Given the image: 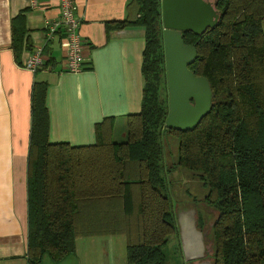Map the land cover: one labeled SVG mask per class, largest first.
I'll return each mask as SVG.
<instances>
[{
  "label": "trees",
  "instance_id": "obj_1",
  "mask_svg": "<svg viewBox=\"0 0 264 264\" xmlns=\"http://www.w3.org/2000/svg\"><path fill=\"white\" fill-rule=\"evenodd\" d=\"M215 9V27L183 34L198 51L190 70L207 78L214 94L211 112L192 131L166 127L162 0H130L125 20L105 23L107 33L141 27L146 34L142 108L126 119L127 140L113 141L115 119L106 118L95 126L93 145L51 143L47 84H33L28 264L60 262L75 254L77 238L104 236H125L127 264H169V238L180 235L170 176L179 169L208 189L203 207L213 211L212 264H264V0H216ZM12 29L15 51L23 31L16 32L15 20ZM171 138L177 158L169 167Z\"/></svg>",
  "mask_w": 264,
  "mask_h": 264
},
{
  "label": "crops",
  "instance_id": "obj_2",
  "mask_svg": "<svg viewBox=\"0 0 264 264\" xmlns=\"http://www.w3.org/2000/svg\"><path fill=\"white\" fill-rule=\"evenodd\" d=\"M74 1L84 45L83 64L81 71L68 73L62 69V30L46 43L48 27L59 21L58 0H37L35 8L29 0H0V264H28L26 172L33 84H47L51 143L93 145L95 126L104 119L114 118L115 129L128 116L141 112L145 30L128 27L107 33L105 29L106 22L127 18L130 0ZM14 20L16 32L23 31L22 44L15 43V51ZM37 50L51 64L31 73L25 64ZM181 220L186 221L185 232L192 230L189 234L204 256L190 263L212 264L207 257L213 256V243L199 228L198 217L192 222L180 217V234ZM114 237L118 238H77L74 255L57 263L44 258L41 264H105L108 248L102 243ZM97 239L102 242V253Z\"/></svg>",
  "mask_w": 264,
  "mask_h": 264
},
{
  "label": "water",
  "instance_id": "obj_3",
  "mask_svg": "<svg viewBox=\"0 0 264 264\" xmlns=\"http://www.w3.org/2000/svg\"><path fill=\"white\" fill-rule=\"evenodd\" d=\"M219 18L215 4L207 0H162L170 108L166 121L168 129L192 131L211 112L214 98L211 84L207 78L197 77L190 70L198 58V51L185 44L183 34L190 31L201 35L215 27ZM185 222L181 220V226ZM190 231L183 246L187 263L204 258L198 248L200 244L194 243Z\"/></svg>",
  "mask_w": 264,
  "mask_h": 264
},
{
  "label": "rangeland",
  "instance_id": "obj_4",
  "mask_svg": "<svg viewBox=\"0 0 264 264\" xmlns=\"http://www.w3.org/2000/svg\"><path fill=\"white\" fill-rule=\"evenodd\" d=\"M112 139L114 142H122L127 140L126 121L115 126ZM170 141V145L166 148V163L167 166L169 165V167H172L177 158V143L176 141H173V138H171ZM170 185V193L173 204L176 208V211L179 212L177 214L178 220H180V217H185L186 220L192 222L198 216L199 218H205L206 225L201 226L200 223L199 228L202 229L201 231L204 233L207 232V238H210L212 226V220L210 219L213 218L211 217L209 219V217L213 211L209 208L203 207V200L208 192V189L204 185L203 181L194 174L186 170L179 169L173 173L172 176H170ZM187 234L188 233L182 229L180 235L171 236L169 238L168 246L165 249L169 264H187L183 251V246L185 243H187ZM121 237L124 236H118V238L114 237L112 239L106 240V245L105 242L102 243L99 239L96 240L98 245L102 243L104 246H106V248H108L107 255L104 259L105 264H127V241L126 238ZM102 244L99 245L100 253L103 252ZM210 258L212 259L211 256H208V259ZM99 260H103L101 254L99 255Z\"/></svg>",
  "mask_w": 264,
  "mask_h": 264
},
{
  "label": "built area",
  "instance_id": "obj_5",
  "mask_svg": "<svg viewBox=\"0 0 264 264\" xmlns=\"http://www.w3.org/2000/svg\"><path fill=\"white\" fill-rule=\"evenodd\" d=\"M32 8L37 6V0H29ZM60 17L59 21L48 27L46 43L53 39L55 32L60 28L63 32L64 56L62 69L68 73H77L82 70L83 42L78 34L80 21L76 15L74 0H58ZM46 64L42 50L35 51L27 60L25 68L31 73H36Z\"/></svg>",
  "mask_w": 264,
  "mask_h": 264
},
{
  "label": "flooded vegetation",
  "instance_id": "obj_6",
  "mask_svg": "<svg viewBox=\"0 0 264 264\" xmlns=\"http://www.w3.org/2000/svg\"><path fill=\"white\" fill-rule=\"evenodd\" d=\"M207 1H209V2H211V3H213V4H215V2H216V0H207ZM211 238V237H210ZM210 238H209V242H212V239L210 240ZM207 248L209 249L210 248V246H208L207 245ZM210 249H212V248H210ZM200 255V254H199ZM208 258V257H207ZM207 260V259H206ZM199 262L200 260H195V261H193L192 263H195V262ZM192 263H189V264H192Z\"/></svg>",
  "mask_w": 264,
  "mask_h": 264
}]
</instances>
